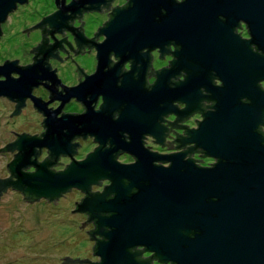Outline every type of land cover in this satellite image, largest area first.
Returning <instances> with one entry per match:
<instances>
[{
	"label": "water",
	"instance_id": "1",
	"mask_svg": "<svg viewBox=\"0 0 264 264\" xmlns=\"http://www.w3.org/2000/svg\"><path fill=\"white\" fill-rule=\"evenodd\" d=\"M14 1L0 0V21ZM53 1L57 9L22 29H40L39 42L28 49L33 52L31 63L4 59L0 64V94L15 100L8 115L17 113L24 96L45 115L37 135L12 131L16 136L0 147L16 148L5 163L9 173L0 178V191L11 186L28 201L54 200L70 188L82 193L70 211L87 214L79 226L92 220L93 228L85 231L97 259L62 256L60 263L150 264V258H156L163 264L167 259L168 264H264V89L258 84L264 78V0H126L110 8L107 20L90 37L82 35L81 20L78 26L70 25L72 18L79 20L85 9L105 10L109 0ZM237 18L245 22L248 38L235 33ZM62 29L72 33L74 49L65 35H51L62 34ZM98 33L104 38L94 42ZM60 40L73 54L81 53L83 46L95 47L94 71L84 74L75 64V85L59 83L46 62V56L60 60L55 47L66 53ZM153 46H158V57L172 55L167 66L151 69L148 49ZM109 53L116 60L111 61ZM124 60L128 69L122 67ZM8 71L18 75L11 77ZM150 74L155 78L148 84L145 75ZM36 83L48 89L45 101L29 94ZM97 93L102 101L92 109ZM70 95L80 101V113L60 110ZM52 98L59 99L58 104L45 107ZM176 101L183 106L177 107ZM169 111L175 114L171 121L161 117ZM193 111L201 115L200 120L193 118L195 127L175 123ZM171 126L182 127V134ZM168 130L174 133L170 141L163 140ZM85 133L97 144L73 159L70 154L78 144L69 140ZM142 133L160 145L182 149L147 150ZM188 141L192 144L184 145ZM41 145L46 155L36 161ZM120 150L134 160L118 161ZM191 151L213 161L197 165L193 160H201L188 156ZM58 153L70 160L54 170L50 164L61 163L55 161ZM152 160L169 162L163 166ZM29 164L32 171L20 169ZM102 179L107 183L100 190L90 189ZM143 249L151 253L139 256Z\"/></svg>",
	"mask_w": 264,
	"mask_h": 264
},
{
	"label": "flooded vegetation",
	"instance_id": "2",
	"mask_svg": "<svg viewBox=\"0 0 264 264\" xmlns=\"http://www.w3.org/2000/svg\"><path fill=\"white\" fill-rule=\"evenodd\" d=\"M29 1L30 0H25V1H14L13 2V7H10V10H7L3 19L0 21V43H5L6 45H8L10 48H12L14 50V54L11 56H0V64H2L4 59L7 60H13L16 59V64L19 65H24L26 63H31L32 59L31 56L33 55L32 51H28V49L31 48V46H34L36 44V42H39L40 39V29L38 26H34L28 30H22L32 24H34L35 22H37L42 16L48 15L49 13H51L52 11H54L55 9H57L58 7L55 5L54 1L51 0V8L48 9L45 12H42L38 15H35L34 13H32L31 11L28 10V20H26V23L23 24L22 26L18 27L17 29H15V25L13 24L12 26H8L10 29H8L7 32H4L2 29V24L7 23L8 21L11 22V19H16V17L18 16V13L21 14L22 11L24 9H19L18 7H25L27 5H29ZM69 0H63L62 3L66 4ZM126 0H109V4L108 7L105 10H101L98 11L96 9H85L83 11H81L79 20H77V17H73L72 21L70 22V25L72 26H78V24L80 23V20L82 21V23L80 24L81 27V32L82 35H84L85 37H90L92 36V33L94 31H96L97 26H101V23L104 20H107L108 15L107 12L110 11V8L113 6H119L122 3H124ZM178 1V0H176ZM69 11L66 10L65 13H68ZM98 19V22L95 23V26L91 28V25L93 22H95L94 20ZM24 20V21H25ZM237 22H238V26H234V31L235 33H237L239 35V37L241 38H248L249 37V33L247 32V26H245V22L243 20H241L240 18H237ZM45 28H47V23H44ZM62 34L58 31H52L51 35L55 38V39H59L60 37L64 36L65 40H67L70 44V46L74 49L76 47L73 38H72V33L69 32L68 29H62ZM44 36H46L47 38V42L51 43L53 40L51 39V37L49 36V33H45ZM104 38V34L103 33H98L96 35V38H94V42H100L102 39ZM60 43L62 45V47L64 49H66V53L69 54V56H65L66 53L64 51H62L60 48L55 47L56 50V54L60 57V60H58L55 57L52 56H46V62L49 65V69H52L54 67V69L52 70V72L55 74V78H58L59 83L68 86V85H75L77 83V73L76 70H74L75 68V64L81 68V71L84 74H89L91 72L94 71L95 69V64H96V57L95 55V47L93 45H90L89 48L86 46H83V51L81 53L76 52V53H72V50L68 48V46L65 44V42H63L62 40H60ZM20 49V50H18ZM88 49V51H86ZM145 47H142L140 50H144ZM158 49V46H153L152 48L148 49V53L150 54V59L148 61L151 69H157L160 68V66H167L168 61L170 60L172 55L170 53H162V57H158L159 51L156 50ZM168 49L169 50H173V45L171 44V42H168ZM12 50V51H13ZM65 56V57H63ZM70 58L72 60H70ZM108 58L111 59V61L116 60L115 57H113L112 53H109ZM129 61L128 60H124L122 62V67H124V69H128V65ZM146 71H149V68H146ZM9 75H11V77H16L18 75V73L16 71H8ZM63 75H68L70 77V80L68 82H65L63 80ZM176 77L178 79H182V75L178 74L176 75ZM4 76L0 74V79H3ZM155 78L154 75L150 74L148 76L145 75V81L146 83H152V80ZM79 81H81L83 79V74H80L78 77ZM213 80V84L219 85L220 80L216 77H212ZM40 81L42 82L43 79H40ZM47 84H49V81H47ZM258 84L260 86V88L264 89V78L260 79L258 81ZM59 89V85L56 84V90ZM60 93H63V90L60 91ZM29 94L33 95V96H39V99L45 101L46 99H48V89L43 86L41 83H36V85H31L30 89H29ZM101 94L97 93L96 95V99L93 103V100L90 101L89 105H92V109H96L98 108V104L101 102ZM59 102V99L57 98H52L51 100H48L45 103V107H49L54 108ZM15 103V100H10L8 99L7 96H5L4 94H0V113L3 110V113L0 114V119L5 120V122H9V120H13L16 119L17 121H19L20 118H22L20 120V122H17V125L15 126V128H9L8 132L6 135V137L1 136L0 137V147L6 142V141H10L12 140L16 134L13 133L12 131L16 132V133H20V132H27L28 134H33L35 133V135H37L40 131L43 130L42 125L40 124L41 118L45 115H43L41 113V111H38L35 109V107L32 106V101L28 96H24L23 97V105L18 106V111L17 113H12L10 115H8L12 109H13V104ZM177 107H182L183 106V101H176L175 102ZM71 106H74L75 108H70ZM60 110L62 112H75V113H80L83 110V107L80 103L79 100L74 98V95H70L67 97V100L63 101V103L60 106ZM60 110L58 112H56L54 114V116H58L60 113ZM113 116H116V113L113 114ZM175 114L171 111L167 112L165 115L161 114V117L163 119L169 120L171 121L174 118ZM200 120L201 119V115L200 112L198 111H193L190 114H188L184 119H181L180 121H175V123H180V124H186L187 128L190 127H195L196 123L193 120ZM15 120V121H16ZM159 122H161L162 124L166 123L165 120H160ZM166 127L169 126V124H165ZM171 130L175 131L176 133H180L182 134V127H174L171 126L170 127ZM260 129L263 131V135H264V125H260ZM11 130V131H10ZM171 130L167 131V134L170 135H163V140H167L170 141L171 139L174 138V133L171 132ZM142 135L144 137H140L141 140H143L144 142H141L143 147H146L147 150H151V151H155L157 153H168V152H172V151H177L182 149L181 146L179 147H167L165 144L160 145V143L156 142V141H152L151 139H154L153 136H151L148 133H142ZM39 137H41V135H39ZM93 135L91 134H87L85 133L84 137H81L80 135L74 136L72 139L69 140V142L72 141H76L77 142V146H74L75 151L72 152L70 154V156L73 159H80L82 157H84L85 153H87L88 151H90L96 144L97 142L94 141L92 139ZM85 143H89V147L84 151H80L81 150V146L82 144ZM171 144H174L173 141H171ZM187 144H192L191 141L188 142H184V145ZM35 149H37V146H33ZM46 147L44 145L40 146V150L39 152L35 155V159L36 161H40L45 155H46ZM16 151V148H12L11 150H0V156H5L6 157V162H8L11 158H12V153ZM198 153H201L200 151H191V154L188 153V156H190L191 158H195L198 159L200 158L201 161L198 160H193V162L197 165H209L212 161L213 158L207 156V155H202L199 156ZM185 156H187V154L183 155L181 158H184ZM30 158H33V155H30ZM116 159L120 162H125V163H129L132 162L134 160L133 156L128 153L125 150H120L118 151V153L116 154ZM70 160L69 156L67 154H57V158L55 159V161H59L61 163H55V164H50V167L54 170L57 169H61L64 167L65 163H67ZM152 162L154 163H159L160 165L166 166L168 164L169 161L167 160H161V161H156V160H152ZM21 170H27V171H32L33 170V165H27V167L25 168H20ZM2 172L4 173L3 176L0 175V178L5 177L8 175L9 171L6 167V165L4 164L3 168H2ZM10 178L13 179L14 176L10 175ZM105 181V183H107V180L102 179L101 181ZM99 182V183H100ZM98 185V184H96ZM103 184L100 185V187ZM101 189V188H100ZM7 190H13L16 191L22 198V193L20 191H18L17 189L12 188L11 186H6L5 189L2 191H0V195H2L3 193H5ZM92 190V189H91ZM93 190H97V189H93ZM63 194V193H62ZM61 194V195H62ZM60 195V196H61ZM40 198L43 197H39L37 199H30L29 201L25 198H22L23 200L27 201V202H32L35 200H38ZM59 198V196L54 199V200H47V201H51V202H55L57 199ZM46 200V198H43ZM77 212V211H76ZM81 214H83L84 218L83 220L86 219L87 214L84 212H79ZM81 228H84V230H88L89 228H93V223L92 220H88L86 222H84L83 226H80ZM85 233L88 236V233L85 231ZM97 237H99L98 235H96ZM89 237V236H88ZM91 240V239H90ZM93 244V241L91 240V246ZM141 246H136L134 248H139ZM153 252V251H152ZM151 252L147 251V250H141L139 253V256L141 257H145L148 256ZM165 263L168 264L169 263V259L165 260ZM150 264H163V262H160L158 260H156V258H150Z\"/></svg>",
	"mask_w": 264,
	"mask_h": 264
},
{
	"label": "rangeland",
	"instance_id": "3",
	"mask_svg": "<svg viewBox=\"0 0 264 264\" xmlns=\"http://www.w3.org/2000/svg\"><path fill=\"white\" fill-rule=\"evenodd\" d=\"M51 6V0H30L29 5L18 7L24 9L22 13H18L11 22L2 24V29L7 32L10 29L8 26L13 24L17 29L29 19L28 10L38 15ZM94 21L91 28L98 19ZM12 50L5 43H0V56H11L14 54ZM63 80L68 82L70 77L63 75ZM22 118L19 121L9 120L7 123L0 119V137H6L9 128H15ZM89 145L82 144L80 151L84 152ZM5 161L6 157L0 156L1 176L4 174L2 168ZM104 182L92 184L90 189L100 190V185ZM81 196L82 193L75 188L65 191L55 202L43 198L27 202L13 190L0 195V264H64L60 263L62 256L96 260L91 240L84 228L79 226L83 221V214L70 211L74 207V201H78Z\"/></svg>",
	"mask_w": 264,
	"mask_h": 264
}]
</instances>
